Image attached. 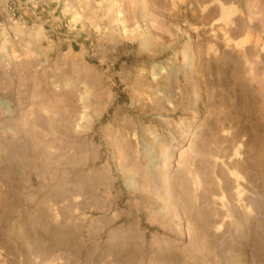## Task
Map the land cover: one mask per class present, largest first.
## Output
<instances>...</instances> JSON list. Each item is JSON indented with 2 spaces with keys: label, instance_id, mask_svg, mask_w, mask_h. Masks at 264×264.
<instances>
[{
  "label": "rangeland",
  "instance_id": "374dc122",
  "mask_svg": "<svg viewBox=\"0 0 264 264\" xmlns=\"http://www.w3.org/2000/svg\"><path fill=\"white\" fill-rule=\"evenodd\" d=\"M0 41V264H264V0H44Z\"/></svg>",
  "mask_w": 264,
  "mask_h": 264
},
{
  "label": "built area",
  "instance_id": "2783aa9c",
  "mask_svg": "<svg viewBox=\"0 0 264 264\" xmlns=\"http://www.w3.org/2000/svg\"><path fill=\"white\" fill-rule=\"evenodd\" d=\"M44 0H0V41L9 37L11 29L28 12L45 11Z\"/></svg>",
  "mask_w": 264,
  "mask_h": 264
}]
</instances>
